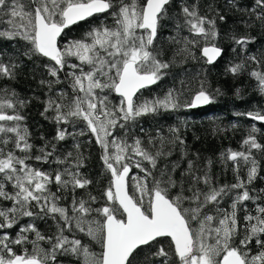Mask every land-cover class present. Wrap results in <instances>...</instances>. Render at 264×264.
Returning <instances> with one entry per match:
<instances>
[{"label":"snow or ice","instance_id":"1","mask_svg":"<svg viewBox=\"0 0 264 264\" xmlns=\"http://www.w3.org/2000/svg\"><path fill=\"white\" fill-rule=\"evenodd\" d=\"M170 4L171 0H146L142 7L136 0H0V25L3 26L0 38L23 39L29 45L23 56L31 59L41 55L54 62V65H46L54 80H42L41 84H47L51 90L54 83L60 82V72L67 65L66 57L75 56L81 62L80 65H67L72 69L67 76L73 94L60 91L55 98L49 97L41 115L51 112V119L58 125L54 141L84 136L83 130L70 132L64 127H75L77 121H84L103 150L101 159L111 173V183L103 193L106 203L102 207H92L97 197L90 194L87 200L73 196L70 207L62 206L58 192L70 189L74 193L91 183L80 171L85 160L81 145L76 143L74 151L66 152L62 158L55 157L56 163L64 165L60 170L45 172L32 168L27 161L32 158L28 154L34 145L29 142L27 128L21 127L24 117L16 112L25 101L18 99L14 91L9 95L8 90H4L5 98H0V134L3 137L0 145L6 146L11 141L14 149L25 155L18 156L12 150L5 152L0 147V199L12 202V207L0 209V264H59L58 256L61 255L76 256L82 259V264H264V206L257 205L256 215L248 213L243 217V238L236 242L241 228L237 216L240 206L245 201L260 198L253 196V190L249 188L258 176V163L251 150H264L255 135L249 134L243 141L248 146L246 152L228 150L226 159L234 163L237 178L235 183L219 187L210 173L202 171L193 159L187 161V168L179 179L175 176L178 163L159 169L158 177L152 170L144 168L142 161L156 169L160 158L171 155V151L165 150V138L159 132L160 147L154 152L139 138L129 144L114 136L117 127L124 129L129 121L141 116L155 114L161 109L207 105L214 99L201 83L194 98L183 104L175 90H169L162 99L141 104L134 102L140 89L157 83L165 74L164 70L170 67L168 61L160 59L161 53L156 47L158 33L169 18ZM110 9L115 17L113 27L94 28L87 33L91 42L82 39L70 42L63 49L58 47V38L70 25ZM251 11L264 22V0H255ZM180 12L183 24L178 19L176 28L187 27L194 36L202 38L201 57L208 64L214 63L223 52L215 42L219 36L216 19L201 15L196 4L185 3ZM216 15L221 21L225 19L219 13ZM231 39L246 51L244 46L255 38L233 35ZM171 40L182 44L177 52L182 59L196 58L192 48L200 45L199 39L171 37ZM261 57L264 58V53ZM247 59L261 62L256 55ZM85 64L90 66L87 71L81 66ZM19 66L11 57L6 62L0 59V77L14 79ZM243 67V63L231 64L226 72L235 75ZM251 75L257 78L260 90L264 92V72L253 71ZM104 89L118 93L120 103L111 105L107 96L98 95L97 90L102 92ZM7 109H12L14 114H8ZM246 115L264 122L261 112ZM7 122H13V126H8ZM256 131L253 127L252 133ZM170 132L172 136L167 139V144H185L179 128L173 127ZM154 139L149 137L148 144L152 145ZM38 151L40 155L35 159L47 162L55 155L56 143L46 142ZM129 152L141 158L135 162V167L145 173L143 178H135L141 193L139 197L130 195L127 190L130 166L125 161L131 158ZM240 161L250 165L246 179L238 175ZM208 164L211 165V161ZM149 177L151 188L148 187ZM9 183L12 191L6 187ZM53 184L57 186V192L51 190ZM173 190L175 195H172ZM233 190L236 195L230 205L231 211L218 207ZM260 191L264 192V189ZM145 194L149 196L147 208L144 206ZM209 206L213 207V212L209 211ZM33 216L41 219L50 216L56 220V234L45 236L35 224L29 223L20 227L15 239L9 236L7 230L13 228L20 217ZM73 228L99 240L102 252L97 255L81 239L65 235ZM28 233H34L35 239L29 241ZM162 238H170L174 260H169L170 251L162 244L151 252L152 258L146 255L143 261L138 259L142 248H152ZM42 241H47L50 247L42 248ZM253 241L259 250L250 255ZM29 242L31 252L25 249L23 254H17L14 250L16 245Z\"/></svg>","mask_w":264,"mask_h":264},{"label":"trees","instance_id":"2","mask_svg":"<svg viewBox=\"0 0 264 264\" xmlns=\"http://www.w3.org/2000/svg\"><path fill=\"white\" fill-rule=\"evenodd\" d=\"M129 2V0H125ZM138 6H143L146 0H136ZM187 3L188 5L196 4L201 15H206L209 18H215L216 27L219 36L216 39L217 46L223 49L221 57L213 64L206 63V60L201 57L200 49L204 46V41L200 37L194 36L190 33L187 27L176 28L177 20L183 24L181 6ZM255 0H172L168 6V17L164 21V27L158 33L156 47L160 51V59L168 61L170 67L164 70L165 74L157 83L147 89L141 91L135 100V103L153 101L155 99H162L169 92L175 90L180 94L181 102L186 103L191 101L195 93L200 89L201 83L204 88L214 97L213 101L208 106L201 109H194L188 107H180L176 110H163L155 114L141 116L134 121H129L126 128L121 129L117 127L114 131V136L119 139L127 140L129 144L133 143L135 138L143 141L144 145L151 151H155L160 147V139L157 136L159 132L165 138V150L171 151L170 156L162 157L158 160L156 169H152L151 164L147 161H142L144 168L153 171V174L159 176V169L164 168L165 165L169 167L173 163H178L175 176L180 178L181 173L187 168V161L193 159L196 161L198 167L202 171H208L213 178L217 187L224 184H233L236 182L237 173L233 170L234 163L226 159L228 150L244 151L248 150V146L244 145L243 141L248 138L249 134H253L256 140L261 145H264V123L254 120L248 115L249 112H261L264 114V92L260 90L259 81L253 77V71L264 72V58L261 53H264V22L258 20L255 14L252 13ZM259 11V9H257ZM217 13L223 15L225 19L219 20ZM115 25V17L112 15L110 9L105 14L94 16L83 22H80L71 28L66 29L60 38V47L63 49L72 41L88 39L87 33L94 28L101 26L113 27ZM3 26L0 25V28ZM233 35L250 36L255 39L244 46L242 50L240 45L233 42L231 37ZM171 37L182 39L188 37L189 39H199L200 45L192 48L195 54V59L187 57L182 59L177 55L178 49L182 44L174 43ZM29 47L28 43L23 39L8 40L0 38V59L5 62L9 57L13 58L20 66L16 69L14 79L0 77V98H5L4 90L15 92L16 97L25 101L22 107H17L16 112L24 117L20 122L21 127H26L30 133L29 142L34 145L30 155L32 158L27 163L35 169L45 172H55L64 167L56 163L55 157H63L68 151H74V144L81 145L80 151L85 157L84 166L81 172L91 183L85 189H76L73 193L70 189L63 190L57 194L62 197L60 203L62 206L70 207L73 196L77 199H88L89 194L97 197V200L92 203L93 208L102 207L106 203V197L103 195L104 191L111 183V173L107 171L101 157L103 150L95 142V137L88 131L86 123L82 120L77 121L75 127L72 125H65L70 132H78L83 130L84 136H77L75 139L68 137L65 141H54L58 125L51 119L52 113L48 112L41 115L45 109V102L49 97L55 98L60 91L72 95L70 87V77L67 73L72 71L67 65L78 64L81 62L74 56L66 57L67 65L63 71L60 72V82L54 83L51 90L47 84H41L43 81H52L53 77L49 75L46 65H54V62L48 60L41 55H34L31 59L22 55V53ZM250 55H256L261 60L256 63L247 59ZM243 63L244 67L238 74L226 72V69L231 64ZM85 71L89 69V65H81ZM217 90H219L217 92ZM97 93L104 94L108 97L111 105H118L119 101L113 99L109 89H104L102 92L97 90ZM101 96V97H103ZM8 114H14L12 109L6 110ZM123 123V121H121ZM8 126H13V122H7ZM176 127L180 129V135L185 141L184 145H170L167 144V139L171 138L170 129ZM255 127L257 131L252 133ZM149 137L155 138L152 145L148 144ZM0 138L2 134H0ZM46 142L56 143V151L53 158L47 162L43 160H36L35 156L40 155L38 151L45 145ZM0 147L4 151H15L18 156H24L25 153L14 149V144L10 141L8 145ZM252 155L258 163V176L249 185L253 190L252 195L260 197L259 199L245 201L240 206L237 216L240 221V234L236 238V242L243 238V225L245 221L243 217L248 213L256 215L257 205L264 206V150L252 149ZM187 155H184V153ZM224 154V155H222ZM129 156H133L135 161L128 159L126 162L131 167V173L143 178L145 173L132 165V162L139 161L141 158L129 152ZM211 161V165L208 164ZM135 164V163H134ZM250 165H245L240 161V169L238 175L246 179L247 171ZM151 177L148 180V187L151 188ZM9 191H12L11 184L6 185ZM51 190L57 192V186L51 185ZM128 191L130 195H137L132 191L128 183ZM175 195V190L172 191ZM236 190H233L229 195L225 196L218 207L231 211L230 205L235 198ZM149 196L144 200V206L147 208ZM118 207V205H116ZM12 207V202L0 199V209ZM37 211V209H33ZM209 211L213 212V207L209 206ZM95 216V214H93ZM29 223L35 224L37 229L45 236H53L57 232V221L50 216L41 219L38 216L20 217L19 221L13 228L8 229V234L15 239L21 226ZM29 241L35 239L34 233H28ZM70 238L74 235L75 238L81 239L83 244H86L90 251L99 255L103 248L99 240H93L81 233L75 228L72 232H65ZM211 242V241H210ZM164 245L170 251L169 260L175 259L171 255V241L168 238L160 239L159 243L153 245L152 248H142L138 257L143 261L144 256L151 257V252L155 251L160 245ZM42 248H49L47 241L40 242ZM32 251V244L29 242L23 245H16L15 251L17 254H23L24 250ZM258 246L253 241L251 245L250 255L258 252ZM159 260L160 258H153ZM59 264H82V259L76 256L61 255L58 256Z\"/></svg>","mask_w":264,"mask_h":264},{"label":"water","instance_id":"3","mask_svg":"<svg viewBox=\"0 0 264 264\" xmlns=\"http://www.w3.org/2000/svg\"><path fill=\"white\" fill-rule=\"evenodd\" d=\"M172 1V0H171ZM106 13V12H105ZM105 13H97V14H94L92 17H94V16H99V15H102V14H105ZM92 17H88V18H86L85 20H87V19H89V18H92ZM85 20H83V21H85ZM83 21H79V22H77L76 24H78V23H80V22H83ZM76 24H74V25H76ZM74 25H70L68 28H71L72 26H74ZM68 28H66V29H68ZM65 29V30H66ZM64 30V31H65ZM63 31V32H64ZM63 32L61 33V36L63 35ZM61 36L58 38V47H60V38H61ZM221 57V56H220ZM220 57H218L217 58V60L220 58ZM46 58V57H45ZM48 59V58H47ZM49 60V59H48ZM216 60V61H217ZM215 61V62H216ZM214 62V63H215ZM213 64V63H212ZM156 84V83H155ZM155 84H152V85H149V86H147V87H145V88H142V89H140L138 92H137V94H136V96L134 97V102H135V99H136V97H137V95L139 94V92H141V91H143L144 89H147V88H150V87H152V86H154ZM115 95L117 96V97H119L120 99H121V97L119 96V94L118 93H116L115 92ZM194 98V97H193ZM192 98V99H193ZM208 105V104H207ZM207 105H201V106H197V107H194V109H201V108H204V107H206ZM260 122H262V121H260ZM264 123V122H263ZM131 167H130V172H129V175H128V179H129V176L131 175ZM128 179H127V190H128ZM129 192V191H128ZM119 207V206H118ZM168 239H170V238H168Z\"/></svg>","mask_w":264,"mask_h":264},{"label":"rangeland","instance_id":"4","mask_svg":"<svg viewBox=\"0 0 264 264\" xmlns=\"http://www.w3.org/2000/svg\"><path fill=\"white\" fill-rule=\"evenodd\" d=\"M91 42V41H90ZM75 57V56H74ZM77 58V57H76ZM78 59V58H77ZM78 61H79V59H78ZM80 62V61H79ZM114 74V73H113ZM98 95H100V94H98ZM141 103H143V102H140V103H138V104H141ZM110 139H111V137H110ZM131 158V160L132 161H135V159H133V156H130ZM127 161V160H126ZM133 164L132 165H134L135 166V162H132ZM136 177H138L137 175H135V174H132L131 173V175L129 176V179H128V182H129V184H130V186H131V189H132V191L137 195V197H139L140 195H141V193H140V191L138 190V188H137V180L135 179ZM146 196H147V194H145L144 195V200H145V198H146Z\"/></svg>","mask_w":264,"mask_h":264},{"label":"flooded vegetation","instance_id":"5","mask_svg":"<svg viewBox=\"0 0 264 264\" xmlns=\"http://www.w3.org/2000/svg\"><path fill=\"white\" fill-rule=\"evenodd\" d=\"M103 95H104V94L100 93V96H103ZM110 96H111L113 99L118 100L119 103H120V100H121V99L115 95V92H114V91H112V93L110 94ZM125 162H126V161H125Z\"/></svg>","mask_w":264,"mask_h":264},{"label":"bare ground","instance_id":"6","mask_svg":"<svg viewBox=\"0 0 264 264\" xmlns=\"http://www.w3.org/2000/svg\"><path fill=\"white\" fill-rule=\"evenodd\" d=\"M208 106V105H207Z\"/></svg>","mask_w":264,"mask_h":264}]
</instances>
